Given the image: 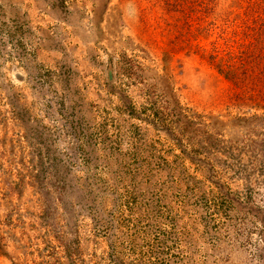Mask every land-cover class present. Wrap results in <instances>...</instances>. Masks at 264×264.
<instances>
[{
  "label": "rangeland",
  "instance_id": "374dc122",
  "mask_svg": "<svg viewBox=\"0 0 264 264\" xmlns=\"http://www.w3.org/2000/svg\"><path fill=\"white\" fill-rule=\"evenodd\" d=\"M0 264H264V0H0Z\"/></svg>",
  "mask_w": 264,
  "mask_h": 264
}]
</instances>
